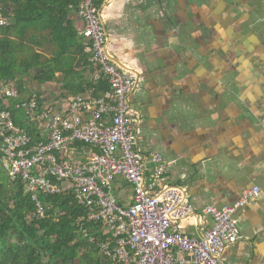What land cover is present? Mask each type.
<instances>
[{"label":"crops","instance_id":"obj_1","mask_svg":"<svg viewBox=\"0 0 264 264\" xmlns=\"http://www.w3.org/2000/svg\"><path fill=\"white\" fill-rule=\"evenodd\" d=\"M191 1L104 0L100 11L107 54L120 70L136 76L129 105L139 149L165 158V184L180 189L195 208L179 222L180 230L202 237L213 224L207 206L230 205L259 185L260 196L236 212L244 239L228 245L221 258L264 264V0L238 1L249 12L236 18L239 24L249 19V26L240 25L233 44L219 45L212 61L191 48L193 28L180 23ZM67 17L80 37L84 22L77 10L70 9ZM80 45L88 57L84 39ZM36 50L51 60L61 48L47 44ZM64 50L50 78L25 77L23 97L37 95L43 110L66 113L76 97L92 93V68L76 55L78 46ZM35 123L41 140H48L49 132ZM91 150L76 145L61 157L86 163ZM111 186L121 207L132 204L129 182L119 177ZM175 256L178 264H195L190 252L176 250Z\"/></svg>","mask_w":264,"mask_h":264},{"label":"built area","instance_id":"obj_2","mask_svg":"<svg viewBox=\"0 0 264 264\" xmlns=\"http://www.w3.org/2000/svg\"><path fill=\"white\" fill-rule=\"evenodd\" d=\"M84 22L80 37L92 68V82L104 80L110 91L103 97L92 94L76 97L66 113L43 110L37 95L23 97L14 83L0 88V151L12 179H21L32 196L36 218L50 210L40 196L61 195L71 191L77 204L87 212L79 220L86 226L102 225L104 241L100 253L114 264H178L175 251L190 252L195 264H234L221 256L230 244L244 239L236 212L256 200L261 187L244 190L234 203L222 208L206 207L212 226L202 237L184 234L179 222L195 213L183 192L167 186L165 158L159 153L145 154L139 149L133 129L129 97L136 76L120 70L108 57L106 34L97 0H75ZM8 20L0 17V25ZM19 100L31 121L41 123L50 138L33 143L30 135L16 125L10 110L1 100ZM83 144L92 150L89 161L73 164L61 153ZM124 178L134 188L132 204L121 207L112 182ZM69 185V188L65 187ZM96 243L95 238H91Z\"/></svg>","mask_w":264,"mask_h":264},{"label":"trees","instance_id":"obj_3","mask_svg":"<svg viewBox=\"0 0 264 264\" xmlns=\"http://www.w3.org/2000/svg\"><path fill=\"white\" fill-rule=\"evenodd\" d=\"M103 2L97 0L99 8ZM71 5L77 2L0 0V14L10 21L0 25V88L14 81L24 96L27 93L25 77L36 82L50 78L56 72L52 64H57L56 58L65 53L63 47L78 46L76 55L89 66L80 45L83 38L69 28L67 15ZM47 44L61 48L55 53V59L46 60L37 53L36 49ZM36 70L44 72L34 76ZM91 83L89 90L93 97L101 98L110 91L104 80ZM1 103L34 144L42 141L35 121L17 106L19 100L5 98ZM40 199L50 210L45 218L38 220L31 194L21 179L10 177L0 151V264H114L100 253L98 241L107 239L101 233L102 225L86 226L88 233L85 234L81 231L79 220L87 212L77 204L71 191L50 197L41 195ZM91 238L97 242L92 243Z\"/></svg>","mask_w":264,"mask_h":264},{"label":"rangeland","instance_id":"obj_4","mask_svg":"<svg viewBox=\"0 0 264 264\" xmlns=\"http://www.w3.org/2000/svg\"><path fill=\"white\" fill-rule=\"evenodd\" d=\"M238 1L239 0H192L193 7L189 5L187 19L180 22L183 25H188L190 28H196L195 25L197 19H202V21L205 22V28L207 29L202 28L200 29L203 30L202 33H194V42L195 45H204V51L202 52L206 53V48L207 50H210L209 58L211 61L216 57V50H218L219 45L233 44L235 34L238 33L240 25H247L246 27L249 26V19H245L246 21H242L239 24V21L236 18L239 14L244 15L249 12V6L244 5L245 2L241 3ZM224 16L227 17L224 18ZM181 17L185 18L183 16ZM223 20L225 24L224 27H222ZM237 21L239 25H235V22L237 23ZM205 30H208L209 32L206 33ZM198 55L201 56V52Z\"/></svg>","mask_w":264,"mask_h":264},{"label":"flooded vegetation","instance_id":"obj_5","mask_svg":"<svg viewBox=\"0 0 264 264\" xmlns=\"http://www.w3.org/2000/svg\"><path fill=\"white\" fill-rule=\"evenodd\" d=\"M227 16H224V18H226ZM223 18V17H222ZM205 19V18H204ZM203 19V20H204ZM223 23H222V27H224V20L222 21ZM205 22L204 21H202V19L200 20V19H197V22H196V25H195V27L196 28H193V34L195 33H202L203 32V30H200V29H202V28H205V24H204ZM211 27V26H210ZM205 29H207V28H205ZM206 31V33L207 32H209L208 30H205ZM195 34L194 35H191L190 36V46H191V48H194L195 49V51H199L200 50V52L201 51H204V45H195V42H194V40H195V38H194V36H195ZM196 48H198V49H196ZM217 51V50H216ZM203 53H205V52H203ZM206 53L209 55V53H210V50L208 49L207 50V48H206Z\"/></svg>","mask_w":264,"mask_h":264}]
</instances>
